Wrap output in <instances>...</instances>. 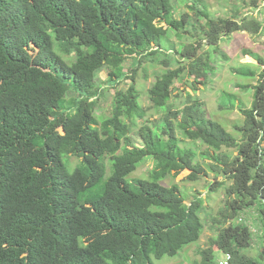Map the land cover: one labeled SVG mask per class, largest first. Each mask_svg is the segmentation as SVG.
<instances>
[{
  "label": "trees",
  "instance_id": "16d2710c",
  "mask_svg": "<svg viewBox=\"0 0 264 264\" xmlns=\"http://www.w3.org/2000/svg\"><path fill=\"white\" fill-rule=\"evenodd\" d=\"M187 1L0 0V264H154L153 259L174 256L196 242L203 229L201 199L185 202L176 183H161L185 169L188 181L205 174L193 148L179 145L177 132L206 145L200 155L209 157V169L223 179L208 190L226 186L201 264H214L215 250L228 254L229 264H264V70L257 74L249 63L229 67L240 77L258 75L252 86L236 84L251 87L249 107L234 93H220L218 107L243 117L234 125L238 138L219 122L207 121L190 97L172 108L171 87L184 65L165 69L147 88L160 118L135 122L145 116L133 84L136 67L161 52L168 28L185 31L187 14L174 18V3ZM199 4L192 0L188 8L204 19L210 48L222 58L220 38L238 30L254 33L260 26L245 16L215 21ZM193 50L188 45L175 52L190 59L194 78L213 73L211 55L194 58ZM242 53L264 64L256 53ZM130 56L134 67L127 74L122 63ZM102 69L106 78L97 84ZM124 80L127 86L116 89ZM102 83L115 91L110 114L97 121L94 105ZM222 147L236 153L220 152ZM64 155L79 159L70 171ZM146 156L152 161L148 177L127 178ZM250 206L260 218L253 256L244 252L252 230L237 221Z\"/></svg>",
  "mask_w": 264,
  "mask_h": 264
},
{
  "label": "rangeland",
  "instance_id": "374dc122",
  "mask_svg": "<svg viewBox=\"0 0 264 264\" xmlns=\"http://www.w3.org/2000/svg\"><path fill=\"white\" fill-rule=\"evenodd\" d=\"M199 5L204 4L210 18L218 21L219 19H229L238 21L242 16L248 20H255L260 22L258 30L254 33L247 32L246 30L233 31L227 37H222L218 40L219 51H221L226 58H222L219 54H213L210 45L206 39V27L204 26V19L197 18L193 15L188 5H192V0L185 3H174L176 10L174 18H179L182 13L187 14L185 17L186 24L183 26L182 32H177L174 29L168 28L166 34L161 37L162 50L150 57L141 59L139 65L133 75V84L138 90V102L145 109V116L136 118V125L139 126L143 123L151 124L156 122L162 112L152 107L151 102L148 100L147 88L155 80L156 76L165 71L167 68H174L178 65H184L185 69L182 70L179 79L175 80L171 87V95L169 103L172 108H181L184 103H189L188 98L196 100L204 113L209 119L219 122L228 132L232 133L235 137L239 135L234 130L235 124L242 122V115L236 110L226 109L221 110L218 107V100L222 90L234 93L242 105L249 107L252 100V89L242 90L236 84H249L254 85L257 83L258 73L264 70V64L259 65L256 60L248 55H244L242 50L248 49L264 58V0H199ZM197 5H195L196 8ZM157 12V11H156ZM152 12L141 11V16H150ZM152 17V16H151ZM150 20V19H149ZM153 23H157L156 19H151ZM166 27L164 23H161ZM193 45L194 50L190 53L194 58L198 56L202 59L207 54L211 55L214 72L200 78H194L195 73H190L188 70V62L190 59L181 58L175 51L182 50L185 46ZM166 50V55L162 53ZM175 54L173 55V53ZM172 56L179 59L180 63L177 64ZM66 61H69L71 56H62ZM132 56L127 57L122 63V71L131 74ZM192 58V57H190ZM249 63L257 69V74L254 77H240L233 74L229 67L239 64ZM106 78V70L99 71L96 83L103 82ZM128 80L121 81L116 89H124L127 86ZM103 88L101 94L95 100L94 116L97 121L110 114L112 96L115 88L106 86L105 83L101 84ZM194 87V89H193ZM68 97V94H67ZM146 120V121H145ZM126 128L125 122H122ZM133 129L132 131H134ZM179 137V145L181 147H191L196 152L195 161L199 162L205 169V174L195 181H188L184 179L189 173L185 169L175 176H167L162 179L163 185L176 183L179 188L181 196L185 202H189L194 196L201 199L202 206L199 210V215L203 223V229L196 242L185 246L174 256L164 255L160 259H153L154 264H201L202 254L201 251L211 247L210 238L215 235V227L211 224V217L215 215L220 209L224 208V185L216 188L214 191L208 190L210 183H216L223 180L219 174L211 171L210 164L212 161L209 157L200 155L201 151H206V145L198 142L191 141L177 132ZM263 144V143H262ZM264 145V144H263ZM220 152H227L229 155H234L236 151L233 148L220 149ZM67 169L70 171L75 167L79 159L75 156L64 155L62 157ZM151 158L146 156L137 164L135 170L130 172L127 178H147L148 170L152 166ZM68 162V163H67ZM106 162V160H105ZM69 165V166H68ZM71 167V168H70ZM108 174L106 167L105 175ZM228 183V182H227ZM237 221L245 223L252 230V243L249 248L244 252L248 255H255L259 250V237H260V218L255 206L246 207L239 212ZM215 250V249H214ZM224 253L215 250L213 252V263L218 264V261L223 257Z\"/></svg>",
  "mask_w": 264,
  "mask_h": 264
},
{
  "label": "built area",
  "instance_id": "2783aa9c",
  "mask_svg": "<svg viewBox=\"0 0 264 264\" xmlns=\"http://www.w3.org/2000/svg\"><path fill=\"white\" fill-rule=\"evenodd\" d=\"M218 264H229V255L224 254L223 257L218 261Z\"/></svg>",
  "mask_w": 264,
  "mask_h": 264
}]
</instances>
